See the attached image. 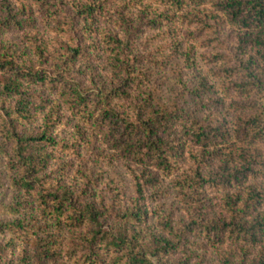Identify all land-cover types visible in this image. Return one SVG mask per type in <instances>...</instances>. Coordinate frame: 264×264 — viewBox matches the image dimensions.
I'll return each instance as SVG.
<instances>
[{"label":"trees","instance_id":"16d2710c","mask_svg":"<svg viewBox=\"0 0 264 264\" xmlns=\"http://www.w3.org/2000/svg\"><path fill=\"white\" fill-rule=\"evenodd\" d=\"M35 1L78 42L51 53L32 44L39 66L0 42V155L8 156L16 192L0 203V264H188L195 237L215 256L194 264H264V0H152L162 12L143 22L115 0H71L68 8L64 0ZM1 9L2 32L30 16ZM176 14L196 40L224 24L241 31L234 52L207 57L219 96L201 97L203 84L164 102L131 94L147 78L133 52L141 25L175 23ZM188 97L208 101L220 120L211 124L199 107H186ZM67 125L69 133L57 130ZM118 160L174 176L186 221L155 219L160 206L152 209L148 198L156 191H147L156 175L134 167L132 195L98 199L88 163ZM206 188L227 191L219 213L208 211Z\"/></svg>","mask_w":264,"mask_h":264},{"label":"rangeland","instance_id":"374dc122","mask_svg":"<svg viewBox=\"0 0 264 264\" xmlns=\"http://www.w3.org/2000/svg\"><path fill=\"white\" fill-rule=\"evenodd\" d=\"M70 1L64 0L65 4L68 3L67 8ZM4 3L8 4L14 11L24 8V11L28 12L30 16L25 17L24 14L19 16V19H22V27L20 28H13L4 32L0 31V42L5 43L6 46H11L12 49L29 52L35 65L39 66V62L38 58L33 56L31 51L32 44L36 43L41 47H45L46 51L51 53L52 49L57 48L60 44L74 46L78 42V34L73 32V28L69 24L65 25L62 18L46 21L45 12H41L42 9L35 0H0V18L4 16L1 9V4ZM116 4L120 6L126 5L125 11L127 15L132 12L134 16L142 14L143 16L140 18L141 22L152 17L154 13L162 12L163 9L162 5H158L152 0H115ZM134 16L132 17L135 18ZM128 17L130 18V14ZM175 21V23L171 24L163 22L158 27H149L146 24L141 25L143 30L139 32V37L135 40L136 47L133 52L139 58L138 64L143 72L146 73L147 81L142 82L144 84L138 89H132L131 94L135 95L138 91L149 92L154 102H164L173 98L177 92L186 91L203 84L205 90L201 97L206 99L209 96L213 98L219 96L220 91L214 92L212 89L213 84L217 85L219 80L215 81L217 78L212 74L213 65L208 61L207 57L213 53L225 51V48L231 49L234 52L237 37L241 31L231 25L224 24L220 27L218 35L213 34V30L208 29L201 34L199 40H196L194 39V27L188 26L186 22H183L178 17V14H176ZM209 89H212V91ZM185 105L192 109L199 107V115L202 118L210 119L212 121L210 122L211 124H215V121L220 120L217 108H212V105L208 101L206 103L201 100L199 103L198 100L188 97ZM69 127L70 125L66 127L59 126L57 130L65 134L71 130ZM85 150L86 152L84 153H87L86 148ZM7 160L8 156L0 155V203L2 204L11 203L12 197L16 193L9 186L13 171L8 165ZM189 164L190 162L186 161V164L183 165L187 167ZM56 167L55 165L54 169ZM87 167L93 170L92 177L97 181L95 194L98 199L102 198V200L103 197L107 198L109 193L114 195L117 193L116 191H120L126 194V196L132 195L134 191L132 167L135 168V174H139L141 171L146 172V177L155 174L156 181H152V187L147 191L149 195L153 191H156L154 196L151 195L148 198L150 205L153 207L152 209L160 206L157 213L158 216L155 219L162 222V215L166 214L172 218L174 223L178 220L186 221L183 206L174 199V189L171 186L174 176L163 177L153 167L132 166V164L120 160L111 162L101 161L98 164L88 163ZM50 169H53V166L50 165ZM71 171H69L68 180L74 178L73 170ZM256 182L260 183L261 180L257 179ZM226 192L222 189L206 188L204 199L210 213H219ZM1 217L3 219L6 218V216L0 214ZM190 240L195 241L196 244L192 246L193 253L188 264H194L200 257H204L207 260L215 256L214 250L205 241L199 242V237L191 238ZM222 247L229 248L231 247V243L226 242ZM253 250H255V247ZM5 252L6 259L12 256L9 249ZM59 264L68 263L61 261Z\"/></svg>","mask_w":264,"mask_h":264}]
</instances>
